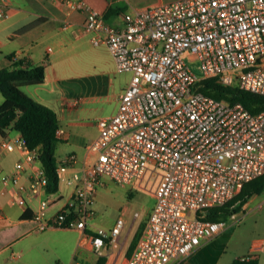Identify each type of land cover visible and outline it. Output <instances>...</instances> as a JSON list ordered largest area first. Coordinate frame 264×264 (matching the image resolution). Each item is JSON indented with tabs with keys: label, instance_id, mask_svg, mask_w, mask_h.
Returning <instances> with one entry per match:
<instances>
[{
	"label": "built area",
	"instance_id": "built-area-1",
	"mask_svg": "<svg viewBox=\"0 0 264 264\" xmlns=\"http://www.w3.org/2000/svg\"><path fill=\"white\" fill-rule=\"evenodd\" d=\"M51 1L66 12L82 11L92 44L105 45L117 71L130 78L117 110L96 120L98 133L84 153L57 160L58 180L73 187L53 215L47 209L61 195L48 190L45 169L33 167L39 151L21 134L0 139V156L21 153L11 172L0 168V182L15 185L10 201L19 205L40 196L34 226L74 228L77 249L98 257L107 239L119 236L125 218L121 213L109 228L90 227L96 190L107 181L132 186L153 166L160 171L154 204L124 264H182L227 227L225 219H211L210 210L264 173V110L251 112L201 90L202 80L214 77L264 95V0H174L124 12L119 24L86 0ZM8 15L0 3V17ZM191 54L201 75L188 63ZM55 136L64 139L65 130L59 126Z\"/></svg>",
	"mask_w": 264,
	"mask_h": 264
},
{
	"label": "crops",
	"instance_id": "crops-1",
	"mask_svg": "<svg viewBox=\"0 0 264 264\" xmlns=\"http://www.w3.org/2000/svg\"><path fill=\"white\" fill-rule=\"evenodd\" d=\"M86 1L92 8L102 12L108 22L119 24L124 12L174 0ZM0 3L6 5L9 10L7 17H0V67L11 64L8 55H12V58L26 56L33 64L44 65L43 82L28 86L25 91L22 90L34 100L55 111L60 127L65 130V137L60 141L70 143L71 151L81 156L85 145L98 133L96 120L113 114L117 110L119 95L129 79L119 81L117 74L122 72L117 71L115 61L107 47L92 44L90 34L84 29L85 14L82 11L66 12L65 7L51 0H0ZM37 19L40 21L32 28L17 33L18 28ZM87 61L93 62L89 70L85 67ZM81 75L88 79L82 91V88L76 85V80L81 78ZM2 101L3 98L0 99V103ZM91 103L100 105L104 108V112L92 123L78 121V112L87 110L91 107L88 106ZM18 135L20 132L9 126L5 130V135L0 134V139L2 136ZM20 158L21 153L17 150L3 154L0 156V168L5 172H11L14 163ZM39 164L40 162L37 161L33 167ZM60 182L54 194L61 195V199L47 209V216L53 215L69 200L73 185L65 182L69 191L64 197V194L60 192ZM14 189L13 183L0 182V206L4 213V216L0 218V264H40L36 258L29 256L30 254L22 256L20 252L15 251L18 248L15 245L17 246L21 238L31 231L29 228H33V216L39 208L40 196L29 195L26 205L22 206L10 201ZM263 192L264 189L253 194L240 210L247 209L248 202L256 199ZM261 204L262 201H259L258 206ZM125 212V209L121 211L124 214ZM139 224L130 233H125L123 238H121L124 229L122 228L119 236L106 244L103 249V254L107 257L105 264L125 263L134 246V244L131 246V243ZM88 225L92 228L103 226L92 222ZM109 227L106 226V228ZM60 228L69 227H49L50 231H59ZM221 232L202 241L201 245L188 255L182 264H230L234 258L247 254L257 257L258 264H264V234L258 233L259 235L251 237L238 254L228 253L223 247L224 244L214 241ZM51 234L56 236L55 244L58 254L64 255L66 244L64 236L55 232ZM78 236L74 242L70 240L68 244L71 259L69 264H76V262L89 264L87 262L92 260L94 254L84 249H77Z\"/></svg>",
	"mask_w": 264,
	"mask_h": 264
},
{
	"label": "rangeland",
	"instance_id": "rangeland-1",
	"mask_svg": "<svg viewBox=\"0 0 264 264\" xmlns=\"http://www.w3.org/2000/svg\"><path fill=\"white\" fill-rule=\"evenodd\" d=\"M188 63L197 75H201L199 62L195 54L188 56ZM92 66L93 62L87 61L85 63V67L88 70ZM117 77L119 81L129 79L130 72L124 71L118 73ZM76 81V85L78 88L81 87L82 91L86 87L88 79L84 75H81V78ZM28 86L33 85H25L21 88L25 91ZM2 98L3 95L0 92V99ZM88 106L91 107L78 112V121L87 124L92 123L95 118L104 112V108L98 104L91 103ZM71 149L72 145L70 143L66 141L57 142L55 149L57 158L62 157L67 152H71ZM159 176L160 171L158 169H155L153 166H148L142 178L132 186L123 187L112 181H107L104 186L98 187L96 190L93 203L95 214L90 222L109 227L121 211L125 209V224L121 234V238H123L125 233H130L134 227L136 228L139 222H143L146 219L148 212L154 204L153 192ZM60 184V192L66 197L69 191L66 183L65 181H61ZM259 201H262L261 206H258ZM248 205L249 207L247 209L236 212L234 218L230 216L225 218L227 227L214 239V241L224 244L223 247L228 253L234 252L239 254L251 237L259 235L258 233L264 234V192L256 199L249 201ZM134 212H138L139 215L134 216ZM32 227L29 228L31 231L21 238L20 243L17 246L15 245V247H18L15 250L16 252H20L22 256L24 254L27 256L30 254L29 256L36 258L40 264L70 263V247L68 244L70 240L72 242L76 240L79 234L77 230L69 227L60 228L59 231H50L49 227L39 228L34 226V224ZM54 232L64 236L66 243L64 246V255L58 254L56 250V236L51 234ZM26 246L28 248L24 249ZM95 260L96 256L94 255L92 260L87 263L91 264Z\"/></svg>",
	"mask_w": 264,
	"mask_h": 264
},
{
	"label": "trees",
	"instance_id": "trees-1",
	"mask_svg": "<svg viewBox=\"0 0 264 264\" xmlns=\"http://www.w3.org/2000/svg\"><path fill=\"white\" fill-rule=\"evenodd\" d=\"M40 19L33 20L16 31L21 33L36 25ZM8 55L11 64L0 67V92L3 101L0 103V134L5 135L7 127L12 126L20 132L30 148H37L39 160L48 177V190L56 192L59 180L56 176L57 158L55 155V131L60 126L55 111L34 100L22 90V86L36 85L43 82L45 67L43 64L35 65L26 56L12 58ZM201 90L215 98L229 102H241L251 112L264 110V95L240 88L236 83L222 85L214 77H205L201 82ZM264 189V173L248 182L241 190L225 204L212 208L211 219H225L238 212L242 205L253 195ZM237 201V202H236ZM144 222L140 223L134 233L131 246L135 244ZM109 239H107V243ZM106 255H100L91 264H105ZM230 264H258L257 257L243 259L242 256L234 258Z\"/></svg>",
	"mask_w": 264,
	"mask_h": 264
},
{
	"label": "bare ground",
	"instance_id": "bare-ground-1",
	"mask_svg": "<svg viewBox=\"0 0 264 264\" xmlns=\"http://www.w3.org/2000/svg\"><path fill=\"white\" fill-rule=\"evenodd\" d=\"M68 14H69V13H68ZM65 18H66V17H65ZM107 19H108V18H107ZM68 23H69V22H68ZM66 26H67V25H66ZM224 86H225V85H224ZM95 136H96V135H95ZM95 136H94V137H95ZM94 137H93V138H94ZM113 224H114V223H113ZM102 255H103V254H102Z\"/></svg>",
	"mask_w": 264,
	"mask_h": 264
}]
</instances>
